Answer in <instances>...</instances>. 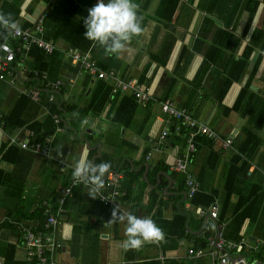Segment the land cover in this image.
I'll return each mask as SVG.
<instances>
[{
	"label": "crops",
	"instance_id": "obj_1",
	"mask_svg": "<svg viewBox=\"0 0 264 264\" xmlns=\"http://www.w3.org/2000/svg\"><path fill=\"white\" fill-rule=\"evenodd\" d=\"M95 3L0 0V13L52 45L48 51L30 39L24 47L0 29V43L15 49L11 64L22 75L0 80V116L20 105L14 119L25 121L0 131V264H38L29 261L22 237L25 228L45 231L46 207L55 222L45 232L58 243L47 256L56 264H214L206 237L217 233L232 246V258L258 264L264 254V0H135L145 31L118 55L84 38L83 20ZM96 70L109 75L99 79ZM116 80L131 81L146 97L135 98L132 87L113 91ZM164 99L220 138L197 128L171 131L177 119L163 112ZM54 101L62 106L61 122L54 120L45 136L47 153L10 142L11 136L36 142L27 125L43 122ZM81 156L110 163L120 177L115 185L103 181L95 198L84 184L73 185L60 202ZM178 158L195 180L191 195L186 173L172 168ZM102 193L112 203L104 204ZM213 204L216 219L208 213ZM113 208L151 218L164 240L124 248L126 222L110 221Z\"/></svg>",
	"mask_w": 264,
	"mask_h": 264
},
{
	"label": "built area",
	"instance_id": "obj_2",
	"mask_svg": "<svg viewBox=\"0 0 264 264\" xmlns=\"http://www.w3.org/2000/svg\"><path fill=\"white\" fill-rule=\"evenodd\" d=\"M38 21H41L43 16L37 17ZM41 27L37 25V30H40ZM6 32L9 33V30H5ZM11 35L17 38H20L22 40V44H24V47L27 46V41L32 39L34 42H36L39 46L44 47L46 50L51 51V44L47 43L45 41H42L38 38H33L31 35V31L27 29H22L20 28L19 32L16 31H11ZM77 59L79 58L78 55H73ZM15 58V49L11 47L8 43L6 42H1L0 43V80L2 79H8L11 82L13 81H18L22 79L21 72L15 68L12 67V62ZM96 75L99 78H105L107 75H109L107 72L96 70ZM59 86L58 82H54L50 84L51 89H57ZM129 87L135 88L133 83L131 81L129 82H123L120 80H116L115 83V88L114 91H125ZM134 95L138 99H144L146 96L143 92L139 91L137 88L133 90ZM162 110L166 113H168L170 116L175 117V118H180L185 124H187L190 127H197V132H200L207 137L211 138L212 140H217L220 137L218 134L212 130L209 126L203 123L197 122V120L193 119L191 116H189L184 110L180 111L177 110L172 106V103L170 100H165L162 104ZM54 119L56 122L59 121V118L57 116H54ZM4 125V121L0 116V131H2V127ZM32 135V133H31ZM167 135V130H163L160 134V138L163 139ZM192 133L189 134V137H192ZM10 142L11 143H17L21 147H32L36 150H42L43 153H47V139H44V141H36L33 142L32 144H28V142L20 140L18 137L11 136L10 137ZM188 149L189 151L194 150L193 144L190 142V139L188 138ZM231 142V139H225L224 144H229ZM172 168L178 171H183L186 173V178L185 182L186 185L189 187V194L191 195L192 193L195 192L196 190V185H195V180L193 178V175L191 172H188L186 170V161H183L182 159H177L174 161L172 164ZM119 174L113 171H109L106 173V180L104 181L105 185H110V184H116ZM78 184L74 179L72 178L71 180V185L68 187H63L60 189V202L62 201L63 195L67 194L71 190V186ZM118 190H114L113 195L118 194ZM101 199L104 204L112 203V199L110 195L106 193L101 194ZM52 208H47L45 209V221L43 224L44 230L46 231L50 225H52L55 222V216L52 214ZM59 211V210H58ZM209 216L212 219H216L217 217V206L216 204H213L209 207L208 209ZM199 214L204 215L205 210L199 209ZM45 231H36L33 232L31 229L25 228L23 230V243L26 248V253L29 261H32L35 259L38 264H56L49 256H47V252H53L55 247L57 246V242L55 239L50 235L49 233H46ZM207 245L210 248V256L214 262V264H252V263H246L245 258L242 257H236L230 260L232 257V254L230 253V249L232 248L231 245L227 243V241L222 237L220 233H217L215 236L209 235L207 236ZM241 249V246L238 247V250L236 249L237 252H239ZM252 249L257 250V247L254 246ZM189 253H195L196 255H202L203 250L202 249H189ZM258 264H264V257L260 261H257Z\"/></svg>",
	"mask_w": 264,
	"mask_h": 264
},
{
	"label": "clouds",
	"instance_id": "obj_3",
	"mask_svg": "<svg viewBox=\"0 0 264 264\" xmlns=\"http://www.w3.org/2000/svg\"><path fill=\"white\" fill-rule=\"evenodd\" d=\"M138 9L135 0H96L83 20L86 29L84 38L101 46L106 54H120L134 37L141 36L145 31L143 17L138 15ZM0 29L9 30V35L11 31H20L11 14L4 13H0ZM110 168V163L95 164L86 156H81L74 163L72 177L78 184H84L89 196L95 198ZM110 221L126 222V239L122 241L124 248L139 250L145 243L164 240L163 229L149 217H138L131 212H120L113 208Z\"/></svg>",
	"mask_w": 264,
	"mask_h": 264
},
{
	"label": "trees",
	"instance_id": "obj_4",
	"mask_svg": "<svg viewBox=\"0 0 264 264\" xmlns=\"http://www.w3.org/2000/svg\"><path fill=\"white\" fill-rule=\"evenodd\" d=\"M20 39V38H19ZM19 43V42H18ZM20 44H22V41L20 39ZM43 49V48H42ZM44 50V49H43ZM105 72V71H104ZM107 72V71H106ZM108 73V72H107ZM109 74V73H108ZM108 76V75H107ZM101 79V78H99ZM59 87V86H58ZM115 88V87H113ZM114 91V89H113ZM53 92V91H51ZM56 92V91H54ZM122 92V91H121ZM106 97L108 98L109 97V94L107 95L106 94ZM134 97V96H133ZM136 98V97H135ZM41 100V99H40ZM99 100V99H98ZM106 100V99H105ZM165 101L162 100L160 102V105H161V108H162V104L163 102ZM62 106H58L57 104V101H54L51 103V107H50V112L49 114L46 116L45 120L43 122H38V121H35V120H32L28 125H27V129L28 130H31L34 132V140L35 141H44L45 139V136L48 135L50 132H52L55 128V125H54V116L56 115L57 118L60 117V114L62 112ZM21 112V108H20V105L16 106L13 111H11L8 115H4V125L2 127V131H3V128L8 130V131H14L15 129L23 126L25 124V121L24 120H21L19 119L18 121H15V116L19 115V113ZM164 112V111H163ZM166 113V112H164ZM167 114V113H166ZM169 115V114H168ZM3 116V115H1ZM53 116V117H52ZM177 119V121H172L173 123H171V131H174V132H181V133H184L187 128L189 130H193L195 128H197L196 126L193 128V127H190L188 126L187 124H185L180 118H175ZM61 120V118H59V121ZM58 121V122H59ZM171 121V120H170ZM61 122V121H60ZM62 125V123H61ZM166 130V129H165ZM197 133H200V132H197ZM169 134V131L167 130V135ZM187 134V133H186ZM202 134V133H201ZM167 135L163 138L165 139L167 137ZM204 135V134H203ZM33 140V141H34ZM162 140V139H161ZM187 140V139H186ZM188 141V140H187ZM192 143V141H190ZM187 144H189V142H186ZM193 144V143H192ZM150 154V153H148ZM179 159V158H178ZM183 160V159H182ZM187 170V169H186ZM183 172V171H181ZM189 172V171H188ZM71 185V184H70ZM207 238V237H206ZM207 242V241H206ZM200 244L204 245L206 244L204 241L203 242H200ZM252 251H256L254 249H252ZM264 257V254L262 255V259ZM261 259V258H260Z\"/></svg>",
	"mask_w": 264,
	"mask_h": 264
},
{
	"label": "water",
	"instance_id": "obj_5",
	"mask_svg": "<svg viewBox=\"0 0 264 264\" xmlns=\"http://www.w3.org/2000/svg\"><path fill=\"white\" fill-rule=\"evenodd\" d=\"M233 258H231L230 260L232 261Z\"/></svg>",
	"mask_w": 264,
	"mask_h": 264
}]
</instances>
